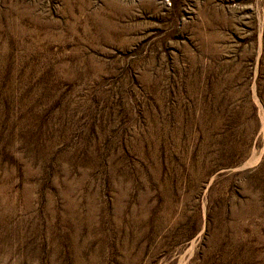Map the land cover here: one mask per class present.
<instances>
[{
    "label": "rangeland",
    "instance_id": "obj_1",
    "mask_svg": "<svg viewBox=\"0 0 264 264\" xmlns=\"http://www.w3.org/2000/svg\"><path fill=\"white\" fill-rule=\"evenodd\" d=\"M0 264H264V0H0Z\"/></svg>",
    "mask_w": 264,
    "mask_h": 264
}]
</instances>
